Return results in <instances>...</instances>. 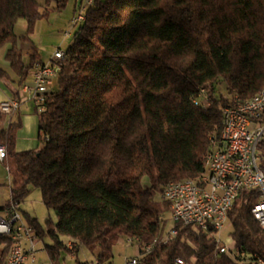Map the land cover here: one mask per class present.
<instances>
[{
    "label": "trees",
    "instance_id": "obj_1",
    "mask_svg": "<svg viewBox=\"0 0 264 264\" xmlns=\"http://www.w3.org/2000/svg\"><path fill=\"white\" fill-rule=\"evenodd\" d=\"M67 1L0 0V47L7 46L20 85L42 62L29 37L35 21ZM18 18L27 24L19 36ZM59 64L58 87L37 113L39 148L17 150V124L6 126L0 110L10 175V199L0 211L40 189L56 217L46 228L50 264L80 245L97 249L99 264H112L120 237L138 238L139 251L156 240L139 264L264 262V227L251 214L256 190L240 189L227 213L232 254L220 252L210 232L180 221L161 241L169 203L155 197L169 181L204 170L222 108L264 87V0H92ZM27 221L43 238L37 218ZM60 235L75 243L73 251ZM0 246L4 264L9 238L0 235Z\"/></svg>",
    "mask_w": 264,
    "mask_h": 264
},
{
    "label": "built area",
    "instance_id": "obj_2",
    "mask_svg": "<svg viewBox=\"0 0 264 264\" xmlns=\"http://www.w3.org/2000/svg\"><path fill=\"white\" fill-rule=\"evenodd\" d=\"M92 0H85L79 6L73 19L77 24L84 18V12ZM64 51L56 50L49 62H37L31 69V81L23 83L18 95L2 100L1 113L5 116V125L12 123V116L18 111L22 99L34 100L39 111L44 110L45 93L49 90L51 79L58 74L59 62ZM203 89L202 99L206 101ZM228 112V122L222 126L218 136L211 135L208 142L218 144L216 160L206 181L176 180L171 192H162V198L169 203L170 218L210 232L219 246L220 252H230L229 246L221 242V233L228 222L227 213L240 189L257 191V200L251 207V214L261 227H264V168L261 167L259 148L264 145V95L255 99L234 101L233 105L223 107ZM5 145L0 143V160L5 157ZM20 204L11 201L0 211V235L9 238L8 252L4 264H35L37 235L32 225L26 223L19 212ZM176 233L170 227L161 237V241L172 238ZM136 252L126 257L122 264H139L142 256L149 252L156 240L140 246L138 238ZM69 251L75 243L66 242ZM232 254V253H231ZM259 264H264L257 259ZM182 264L181 260H177ZM92 264H99L94 260Z\"/></svg>",
    "mask_w": 264,
    "mask_h": 264
},
{
    "label": "rangeland",
    "instance_id": "obj_3",
    "mask_svg": "<svg viewBox=\"0 0 264 264\" xmlns=\"http://www.w3.org/2000/svg\"><path fill=\"white\" fill-rule=\"evenodd\" d=\"M80 1L85 0H68L65 7L57 10L50 9V11L43 17L37 19L33 26V31L29 35L30 41L34 44L37 55L42 62H49L53 59L56 50L65 51V49L73 41V33L76 29V24H73V19L78 14V5ZM54 6V2L51 3ZM27 24L24 18H18L14 25V32L16 35H23L26 32ZM7 46L0 47V69L5 71L0 72V99L10 98L15 96L13 90H20L23 83L31 81L30 72L25 81L20 85L19 79L12 71L9 63L5 59V50ZM28 48H23L24 59L28 58ZM58 87V75H55L48 85L49 89ZM219 91L223 92L222 89ZM25 94L18 111L12 116V123H16L15 129V148L17 150L37 149L40 147L38 140V117L39 107L32 99L27 98ZM259 154L262 156L264 151L259 148ZM10 175L5 164L0 160V206L4 205L10 199ZM163 192V189H162ZM156 198L162 197V194H156ZM19 212L22 219L28 223L27 219L37 218L38 222L44 229L43 238L37 237L36 248L38 251L35 254V264H48L50 259L44 248L45 244H51L52 239L46 233L48 220L56 221L54 211L48 209L41 199V191L38 187H33L31 191L20 202ZM167 223L166 230L172 226L170 214L166 215ZM231 226L228 224L221 233V242L226 246L232 245V238L230 236ZM62 241L66 242L68 239L60 235ZM1 250V246H0ZM136 252L135 239L120 237L118 242L113 247L112 264H122L126 257L132 256ZM97 249L89 251L84 245H80L78 250L73 253L61 252L60 264H77L79 262H93Z\"/></svg>",
    "mask_w": 264,
    "mask_h": 264
},
{
    "label": "bare ground",
    "instance_id": "obj_4",
    "mask_svg": "<svg viewBox=\"0 0 264 264\" xmlns=\"http://www.w3.org/2000/svg\"><path fill=\"white\" fill-rule=\"evenodd\" d=\"M262 95H264V87H262L256 94L250 96L247 99L259 98ZM1 108H2V101L0 103V110ZM222 119H223V126H226L228 122V112L226 109L222 110ZM217 153H218V144L216 142H209L208 150L206 152L205 161H204V170L197 177L186 178V180L206 181L208 179L209 173L211 172L212 163L214 160H216ZM171 191H172V183L166 184L163 192H171Z\"/></svg>",
    "mask_w": 264,
    "mask_h": 264
},
{
    "label": "crops",
    "instance_id": "obj_5",
    "mask_svg": "<svg viewBox=\"0 0 264 264\" xmlns=\"http://www.w3.org/2000/svg\"><path fill=\"white\" fill-rule=\"evenodd\" d=\"M81 2H82V1H80V3H81ZM77 5H78V8H79V5H80V4H77ZM5 51H6V50H5ZM0 72H1V73H3V72H4L3 74H5V73H6V72H5V71H3L2 69H1V71H0ZM30 75H31V72H30ZM13 91L15 92V94L18 92V90H13ZM15 96H17V95H15ZM13 97H14V96H13ZM7 98H8V97H7ZM7 98H5V99H7ZM10 98H11V97H10ZM5 99L3 98V99H1V101H2V100H5ZM37 237H38V236H37ZM67 241H68V240H67ZM67 241H66V242H67ZM48 264H50V262H49Z\"/></svg>",
    "mask_w": 264,
    "mask_h": 264
}]
</instances>
